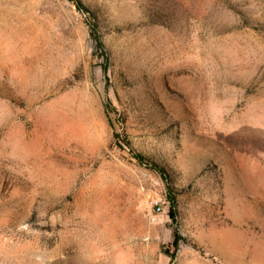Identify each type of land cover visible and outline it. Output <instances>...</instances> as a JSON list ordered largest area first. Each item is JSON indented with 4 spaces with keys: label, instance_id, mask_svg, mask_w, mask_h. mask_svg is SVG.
Returning a JSON list of instances; mask_svg holds the SVG:
<instances>
[{
    "label": "rangeland",
    "instance_id": "rangeland-1",
    "mask_svg": "<svg viewBox=\"0 0 264 264\" xmlns=\"http://www.w3.org/2000/svg\"><path fill=\"white\" fill-rule=\"evenodd\" d=\"M83 2L0 0V264H264V0Z\"/></svg>",
    "mask_w": 264,
    "mask_h": 264
},
{
    "label": "trees",
    "instance_id": "trees-1",
    "mask_svg": "<svg viewBox=\"0 0 264 264\" xmlns=\"http://www.w3.org/2000/svg\"><path fill=\"white\" fill-rule=\"evenodd\" d=\"M69 1H71L79 11L85 12V13L91 12L90 9L88 8V6H86V4L83 2V0H69ZM90 25H91L93 35L97 41V45H98L99 49H101L104 53H107L106 46H105L103 38L100 34V29H99L98 24L94 21H91ZM105 69L107 70V68H105ZM104 109H105V112H106L108 118L111 119L110 121H111V125L114 129V136L116 139L121 141V143L123 144V146L121 145V147H123L125 149L127 156L133 162H135L137 164L150 165L151 168L156 170L161 176L165 177L166 170L156 162L149 163L150 159L147 156H145L144 154H142L141 152H138L133 147L130 140L126 136H124L123 133L120 132V130H118V128L116 127V125L112 121V116H111L112 111H116V109L113 107V104L111 102H105L104 103ZM167 198H168V201H169L170 206H171V210H170L171 215L174 216V211H175L174 208L177 204V200H176V195L174 193V188L171 184H167ZM175 235L177 236V239L175 240L174 244H175V247L178 248L179 247V238H178L177 234H175ZM167 255L170 257V263L169 264H174L176 261V256L174 254H169V253Z\"/></svg>",
    "mask_w": 264,
    "mask_h": 264
},
{
    "label": "built area",
    "instance_id": "built-area-1",
    "mask_svg": "<svg viewBox=\"0 0 264 264\" xmlns=\"http://www.w3.org/2000/svg\"><path fill=\"white\" fill-rule=\"evenodd\" d=\"M154 206L157 209V211L161 212L164 210V202L160 199L154 200Z\"/></svg>",
    "mask_w": 264,
    "mask_h": 264
}]
</instances>
